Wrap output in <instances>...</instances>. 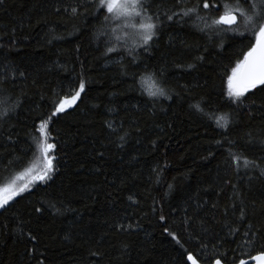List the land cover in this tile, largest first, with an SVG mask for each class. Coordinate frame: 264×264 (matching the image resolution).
<instances>
[{
	"label": "trees",
	"instance_id": "trees-1",
	"mask_svg": "<svg viewBox=\"0 0 264 264\" xmlns=\"http://www.w3.org/2000/svg\"><path fill=\"white\" fill-rule=\"evenodd\" d=\"M195 2L187 0L189 5ZM165 3L171 6V0ZM76 4L77 0H5L0 6V73L4 66L23 73L17 75L10 101L18 96L21 107L0 126V187L35 159L38 143L33 137L40 140V123L50 114L52 102L68 94L81 76L87 81L82 100L48 127L50 141L56 143L51 180L17 197L19 203L13 201L11 211L0 213V264H95L92 251L100 254V264H177L182 249L163 231L160 215L199 263L208 264L224 251L229 253L227 264H233L242 251L238 244L225 242L222 249L203 250L195 238L203 226L219 230L217 221H223L225 212L232 213L234 202H242L252 223L264 227V177L243 167L246 157L264 168L259 143L264 118L257 113L249 121L241 110L233 135L238 143L232 151L242 157L233 163L215 143V119H202L179 101L161 98L153 104L147 91L154 82L147 77L163 71L176 90L218 99L226 88L225 70L242 59L248 39L236 36L225 39L223 47H213L206 37L197 39L202 34L193 18L187 24L165 22L149 52L113 42L119 51L106 56L99 41L112 38H96L101 31L98 13L89 10L74 17L70 8ZM241 39L243 45L238 43ZM205 46L210 54L203 52ZM128 49L140 53L132 66L135 74L124 73L126 62L132 60ZM197 49L205 61L191 73L178 70L177 62H192ZM223 114L215 112V117ZM248 131L255 137L252 144L246 142ZM125 132L121 142L119 136ZM41 205L42 214L33 211ZM117 222L131 224L135 232L117 231ZM30 234L35 241L29 240ZM260 251L264 247L258 239L252 254ZM219 258L224 263V257Z\"/></svg>",
	"mask_w": 264,
	"mask_h": 264
},
{
	"label": "snow or ice",
	"instance_id": "snow-or-ice-1",
	"mask_svg": "<svg viewBox=\"0 0 264 264\" xmlns=\"http://www.w3.org/2000/svg\"><path fill=\"white\" fill-rule=\"evenodd\" d=\"M4 3L5 0H0V6ZM89 10L98 13L96 20L101 24V31L95 34L97 39L100 35L111 36L118 29L131 30L128 33L129 37L137 39L136 47L144 49L145 52H149L154 47V38L155 40L159 39V33L162 31L165 22H168L169 25L180 24L181 22L187 24L193 18L199 21V23L194 24V27L202 34L197 39L206 37L208 41L213 42V47L217 43L223 47L225 39H233L236 36L248 39L247 50L243 52L242 59H237L230 70H225L226 88L222 89L218 99H213L211 95H200L197 98L191 94L190 90L183 92L176 90L164 78L163 71H154L147 77L149 81L154 82L152 88L147 91V95L153 104L161 98L173 103L179 101L186 103L189 111L202 119L211 120L214 118L215 128L219 130L217 133L219 139L215 140L216 145L228 153V157L233 163L238 164L242 153L237 154L232 151V148L238 143L236 139H233V135L240 124L238 118L241 116V110H245L244 114L249 116V121L254 120L257 113L261 118H264V0H228V2L196 0L195 4L192 5H189L187 0H171L170 7H166L165 0H77L76 6L70 8V14L79 17L87 14ZM56 11L59 13L61 9L56 8ZM63 11L69 12V9L64 8ZM100 16H103V21H100ZM214 37H219V41L214 40ZM115 39L123 45L124 42L120 40L118 35ZM244 39L239 40L238 43L243 45ZM99 43L105 45L106 56L119 51L111 39H105ZM128 51L132 53V60L126 62L127 66L124 67V73L127 74L131 70L135 74L137 68L132 66L137 63V57L140 53L133 49H128ZM203 52L210 54L209 48L206 46L203 48ZM205 59V55L197 49L196 57L192 62L186 64L177 62V68L181 72L191 73ZM4 67L5 71L0 73V126H6L22 104L18 96L15 97V102L10 103V101L16 89L17 75L23 76V73H15L14 70H8L7 66ZM132 79L135 82V75ZM144 80L145 77L141 76V83ZM86 84L87 81L81 76L75 86H69L68 94H63L52 102L53 107L50 114L40 123V129L44 133L41 147L45 166L38 178L32 176L25 183L17 184L16 180L21 178L17 177L0 187V213L11 211L15 207L12 202L19 203L17 197L22 196L25 192H30L32 189L29 185L34 187L37 179L43 184H47L51 180V173L56 170L53 165V160L56 157L54 155L50 157L49 153L55 151L56 143L49 142L51 133L48 132V127L55 122L54 118H60L69 108L74 107L78 101L82 100V94H86ZM257 97H260L259 102H257ZM249 101H251V105H249ZM218 111H224L225 114L215 117V112ZM208 112H212L213 116L209 117ZM107 126L111 131H117L111 123ZM127 135V132L120 135L119 140L125 141ZM246 135L249 137L247 143L255 142V137L251 131H248ZM33 140L38 145L40 144L37 137L34 136ZM259 143L264 148V134L261 135ZM119 146L123 147V143ZM99 155L103 156L104 153L100 152ZM243 167L253 171L258 170V177H264V168L260 167L255 160L250 161L245 157ZM235 170L239 173L240 168L237 167ZM129 199L136 203L132 196H129ZM52 207L55 205L53 204ZM232 207L231 214L225 212L223 221H217L220 224V229L214 230V228L203 226L201 235L195 238V244L203 250L209 249L210 246L213 250L222 249L225 242L238 244V248L242 251L240 258L233 257V264H236L237 259L238 264H249V259L255 264H264V251L252 254V247L257 244L258 239L261 241V247H264V227H257L252 223L249 219L250 214L242 202L239 205L234 202ZM33 211L42 214L45 209L41 205L34 207ZM153 211L156 209L153 208ZM159 222L163 231L182 249L177 264H187V262L198 264L197 258L188 251L179 235L170 229L166 217L160 215ZM182 223L186 222L182 221ZM114 227L117 231H124L129 235L135 232V228L131 224L124 222H117ZM188 230V238L191 241L193 237L190 228ZM35 239L34 235H29L30 241H35ZM90 255L96 257L95 264H100L101 257L97 251H92ZM228 256V252H219V257H224V264H227ZM219 257L208 260V264H222ZM205 259H207L206 256ZM39 264H43V261H40Z\"/></svg>",
	"mask_w": 264,
	"mask_h": 264
},
{
	"label": "rangeland",
	"instance_id": "rangeland-1",
	"mask_svg": "<svg viewBox=\"0 0 264 264\" xmlns=\"http://www.w3.org/2000/svg\"><path fill=\"white\" fill-rule=\"evenodd\" d=\"M129 31H131V30L118 29L115 34L111 35V38H112L113 42H117L115 37L118 35L120 37V40L124 42L123 44L126 45V48L127 47H130V48L136 47L138 41L135 38L129 37V35H128ZM39 133H40V140H39L40 144L37 147V152H36L35 159L32 161V163L24 171H22L20 174L16 175L12 179H10V180H15L17 177H21L19 180H16L17 184L25 183L32 176H36L38 178L40 172L42 171V169L45 166V161H44V158H43V151H42V147H41L43 139H44V133L40 129V127H39ZM49 142L51 143L50 139H49ZM49 156L50 157L53 156L52 153H49ZM29 169H31V171H29ZM51 176H52V173H51ZM42 184L43 183H40L38 181V179H37V182H36L35 186L42 185ZM3 186H4V184L1 187H3ZM29 187L31 189L34 188L31 184L29 185Z\"/></svg>",
	"mask_w": 264,
	"mask_h": 264
},
{
	"label": "water",
	"instance_id": "water-1",
	"mask_svg": "<svg viewBox=\"0 0 264 264\" xmlns=\"http://www.w3.org/2000/svg\"><path fill=\"white\" fill-rule=\"evenodd\" d=\"M187 264H190V262H187ZM198 264H201V263L198 262ZM222 264H224V263H222ZM237 264H238V263H237ZM249 264H255V262H254V261H251V260L249 259Z\"/></svg>",
	"mask_w": 264,
	"mask_h": 264
}]
</instances>
